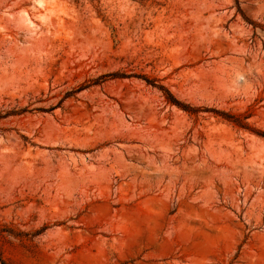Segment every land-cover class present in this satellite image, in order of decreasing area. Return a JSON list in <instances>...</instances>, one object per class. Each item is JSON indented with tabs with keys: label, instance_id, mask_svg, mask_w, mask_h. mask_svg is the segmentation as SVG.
I'll list each match as a JSON object with an SVG mask.
<instances>
[{
	"label": "rangeland",
	"instance_id": "rangeland-1",
	"mask_svg": "<svg viewBox=\"0 0 264 264\" xmlns=\"http://www.w3.org/2000/svg\"><path fill=\"white\" fill-rule=\"evenodd\" d=\"M0 264H264V0H0Z\"/></svg>",
	"mask_w": 264,
	"mask_h": 264
},
{
	"label": "trees",
	"instance_id": "trees-1",
	"mask_svg": "<svg viewBox=\"0 0 264 264\" xmlns=\"http://www.w3.org/2000/svg\"><path fill=\"white\" fill-rule=\"evenodd\" d=\"M183 108H185V107H183Z\"/></svg>",
	"mask_w": 264,
	"mask_h": 264
}]
</instances>
